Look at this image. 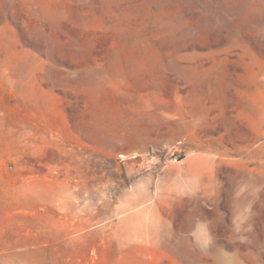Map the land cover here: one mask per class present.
<instances>
[{
    "label": "rangeland",
    "instance_id": "374dc122",
    "mask_svg": "<svg viewBox=\"0 0 264 264\" xmlns=\"http://www.w3.org/2000/svg\"><path fill=\"white\" fill-rule=\"evenodd\" d=\"M0 171V264H264V0H0Z\"/></svg>",
    "mask_w": 264,
    "mask_h": 264
},
{
    "label": "crops",
    "instance_id": "0c3cea01",
    "mask_svg": "<svg viewBox=\"0 0 264 264\" xmlns=\"http://www.w3.org/2000/svg\"><path fill=\"white\" fill-rule=\"evenodd\" d=\"M6 172L0 171V217L3 218V216H6L9 213V210L6 206L7 198V190L5 189V186L9 183V178L12 176L6 175Z\"/></svg>",
    "mask_w": 264,
    "mask_h": 264
}]
</instances>
